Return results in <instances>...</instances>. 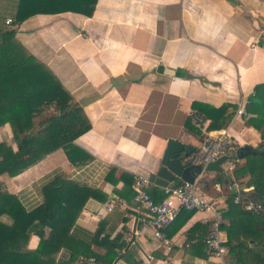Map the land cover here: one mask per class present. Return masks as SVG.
<instances>
[{
  "label": "crops",
  "instance_id": "obj_1",
  "mask_svg": "<svg viewBox=\"0 0 264 264\" xmlns=\"http://www.w3.org/2000/svg\"><path fill=\"white\" fill-rule=\"evenodd\" d=\"M9 1L15 0L0 4ZM13 29L73 96L91 128L73 142L75 162L57 149L14 177L0 176L2 190L27 212L44 203V188L59 175L100 191L104 201L87 200L71 232L86 243L98 229L110 240L120 235L125 248L112 264H220L192 249L198 234L190 229L214 223V215L193 213L184 221L181 213L164 230L166 242L160 241L144 211L132 204V185L136 176L149 178L158 171L169 140L199 147V136L186 126L196 113L193 104L230 106L226 127L210 132L226 133L239 148L257 147L259 133L236 111L245 109L254 87L264 83V0H97L91 17L38 14ZM0 143L17 150L9 124L0 126ZM232 166L222 165L228 176ZM218 176L200 178L213 182ZM178 180L167 189L151 184L149 192L159 199ZM230 187L227 192L237 188ZM199 189L212 200L222 224L227 208L222 187L213 184L216 195ZM6 211L0 202V220L10 225ZM221 237L226 242L223 232ZM37 243L32 236L29 247ZM91 250L106 253L97 245ZM69 258L63 249L57 261Z\"/></svg>",
  "mask_w": 264,
  "mask_h": 264
},
{
  "label": "trees",
  "instance_id": "obj_2",
  "mask_svg": "<svg viewBox=\"0 0 264 264\" xmlns=\"http://www.w3.org/2000/svg\"><path fill=\"white\" fill-rule=\"evenodd\" d=\"M96 3L97 0H15L0 4V126H11L17 145V150L13 151L7 144L0 143V176L14 177L60 148L75 162L73 153L77 149L73 142L91 128L73 96L15 38L13 27L38 14L72 12L91 17ZM7 17L10 24H6ZM229 107L193 104L196 113L209 121L208 131L226 127L231 116H225ZM246 111L249 114L246 124L260 135L256 147L259 153L246 155L242 158L245 163L239 167L238 162L233 161L235 168L227 179L218 176L212 182L201 178L198 183L213 195H216L212 189L214 183L222 187L227 208L222 212L219 230L226 236V264H264V83L254 87ZM186 126L201 138V131L191 121ZM196 150L192 148L189 155ZM182 183L178 180L175 186ZM228 186L245 191L237 188L227 192ZM147 192L156 204L168 195L165 192L157 199L150 194L149 188ZM103 196L98 190L79 186L59 175L44 188V203L27 212L16 196L0 186V202L7 206L6 214L12 221L7 225L0 220V264H86L91 259L93 264H112L125 248L120 235L110 240L109 236L101 237L103 231L98 229L91 242L86 243L71 232L85 202L89 199L104 201ZM236 196L240 199L238 204L234 203ZM250 203L260 204L261 210L247 211ZM181 213L185 221L194 212L183 210ZM212 224H195L190 229L192 234H198L193 253L202 259L209 258L204 241ZM32 236L38 238L35 248L29 247ZM92 245L103 247L105 255L94 253ZM63 249L70 252V258L57 261Z\"/></svg>",
  "mask_w": 264,
  "mask_h": 264
},
{
  "label": "built area",
  "instance_id": "obj_3",
  "mask_svg": "<svg viewBox=\"0 0 264 264\" xmlns=\"http://www.w3.org/2000/svg\"><path fill=\"white\" fill-rule=\"evenodd\" d=\"M10 23L11 20L8 19L6 24ZM236 116L247 118L249 114L246 108L244 109L243 106H240L236 111ZM189 118L191 124L201 131L200 145L188 158L192 164L204 166L207 162L217 160L222 156L237 154L239 147L229 135L226 133H212L206 130V121L195 112L190 113ZM200 177L201 175H197L192 183L183 182L179 186L168 189L166 199L156 204L147 192L151 185L148 178L138 175L135 177L132 185L134 191L132 204L137 210H144L146 212L148 225L152 228L155 238L163 242H166L164 230L177 220L183 210L214 215L216 220L212 224L211 232L204 241L206 252L210 259H217L220 264H226L224 261L226 255L225 241L222 239L219 230L220 222L217 220V210L212 200L200 191L198 185ZM229 189L232 190L233 187ZM239 202L240 199L236 196L234 203L238 204ZM246 209L247 211L257 212L261 210V205L250 203ZM107 210H110V208ZM93 263L94 260L91 259L86 264Z\"/></svg>",
  "mask_w": 264,
  "mask_h": 264
},
{
  "label": "water",
  "instance_id": "obj_4",
  "mask_svg": "<svg viewBox=\"0 0 264 264\" xmlns=\"http://www.w3.org/2000/svg\"><path fill=\"white\" fill-rule=\"evenodd\" d=\"M190 150L177 141L169 140L162 156L161 166L155 174L150 175L149 182L159 188L167 189L175 178L182 182L192 183L197 175L203 173H215L227 179L228 175L222 168L223 164L241 160L246 155L259 153L256 148L243 146L238 149L236 155L222 156L201 166L192 164L188 160Z\"/></svg>",
  "mask_w": 264,
  "mask_h": 264
},
{
  "label": "rangeland",
  "instance_id": "obj_5",
  "mask_svg": "<svg viewBox=\"0 0 264 264\" xmlns=\"http://www.w3.org/2000/svg\"><path fill=\"white\" fill-rule=\"evenodd\" d=\"M244 163H242V164H240V163H237V166L239 167V166H241V165H243ZM234 168H235V165L234 166H232V169H231V171H229V172H233V170H234ZM238 188V187H237ZM239 189V188H238ZM241 190V189H240ZM250 190V189H249Z\"/></svg>",
  "mask_w": 264,
  "mask_h": 264
}]
</instances>
